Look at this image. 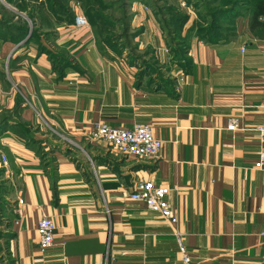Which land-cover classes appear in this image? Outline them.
<instances>
[{
	"label": "crops",
	"instance_id": "0c3cea01",
	"mask_svg": "<svg viewBox=\"0 0 264 264\" xmlns=\"http://www.w3.org/2000/svg\"><path fill=\"white\" fill-rule=\"evenodd\" d=\"M130 5L135 34L120 53L96 45L88 24L54 28L63 66L34 45L24 53L0 42V264L178 263L171 224L128 196L137 179L170 187L191 264L264 254V164L254 165L264 31L236 16L232 31L211 42L190 29L189 14L176 59L151 9ZM231 117L234 129L226 128ZM93 121L146 122L161 146L154 156L121 153L88 135ZM41 214L54 223L44 249L35 232Z\"/></svg>",
	"mask_w": 264,
	"mask_h": 264
},
{
	"label": "rangeland",
	"instance_id": "374dc122",
	"mask_svg": "<svg viewBox=\"0 0 264 264\" xmlns=\"http://www.w3.org/2000/svg\"><path fill=\"white\" fill-rule=\"evenodd\" d=\"M9 1V2H8ZM60 1V0H59ZM194 1L198 12H195L191 6ZM223 0H148V3H145L147 9H151V12L155 18V20L159 21L161 24H165V20H169L170 18H174V9L180 10L181 12H185L191 14L192 19L189 20L190 29H193L196 32L195 24L203 22L202 13L207 11H212L214 8H219L222 5ZM243 2V0H236ZM16 2V3H15ZM63 9L71 11L72 14L74 9L77 12L81 13L87 21V24L90 26V31L93 36V39L100 48L104 49H112L115 48L116 53L119 51L122 52V49L125 46H130L132 44L133 35L135 32H131V28L129 27V19L131 17V3L133 2H142L140 0H62ZM215 2V3H214ZM245 5L248 6L249 0H244ZM144 3V2H143ZM0 4H3L4 7L11 12V16L14 14L20 16V18L26 21L28 25V30L32 29L31 20L29 18L30 13H35L34 22L35 28L36 26L40 27H48L53 32V35L46 34L41 35L42 41L41 45L48 49L51 54L55 53L57 55L64 54L62 49L54 43L55 42V32L54 28L56 26L64 24L62 21L64 16L59 14L58 5L54 3V0H0ZM25 6L26 10L18 9L17 5ZM194 5V6H195ZM154 10L157 11V15H155ZM209 11V12H210ZM199 13V15H198ZM10 14L4 13V15H0V19L8 20ZM9 17V18H8ZM11 17V19H12ZM207 16H205L206 18ZM188 21V18L186 22ZM185 22V23H186ZM159 23V22H158ZM184 23V24H185ZM227 26H231V29H228V32L232 31V24H228ZM43 28H41L42 30ZM42 31H36L35 34H40ZM130 33V34H129ZM107 38L111 43L105 41L103 38ZM27 39V36L24 40ZM20 41L15 44L16 47H21L20 52H25V49L30 45H34L36 47V51L38 50L37 43L34 40H29L24 44V42ZM9 42V41H8ZM114 45V46H113ZM182 46V45H181ZM180 57L183 58V55L180 54ZM56 128H53V132H56ZM51 131V132H52Z\"/></svg>",
	"mask_w": 264,
	"mask_h": 264
},
{
	"label": "built area",
	"instance_id": "2783aa9c",
	"mask_svg": "<svg viewBox=\"0 0 264 264\" xmlns=\"http://www.w3.org/2000/svg\"><path fill=\"white\" fill-rule=\"evenodd\" d=\"M72 26L74 28L87 26L86 18L76 9H74L72 16ZM163 51L167 52L168 48L164 47ZM236 127L237 119L229 118L226 128L234 129ZM254 129L259 138L258 155L254 165L262 167L264 164V122L255 125ZM88 135L93 139H103L121 153L136 156H154L161 146V139L153 135L150 125L146 122H137L130 127H122L108 125L103 121H93L89 126ZM0 160L3 163L6 161L5 155L2 153ZM169 190V186L155 184L150 179H137L132 184L128 196L132 199L141 200L146 208L157 211L163 219L171 224L170 230L179 251V261L176 264H191L190 256L181 242V232L175 225L177 215L167 198ZM53 228V220L48 214H41L36 219L35 232L40 248L44 249L53 243ZM259 233L264 235V230L259 231ZM102 264H107L106 259ZM229 264H264V254L256 259L232 260Z\"/></svg>",
	"mask_w": 264,
	"mask_h": 264
},
{
	"label": "trees",
	"instance_id": "16d2710c",
	"mask_svg": "<svg viewBox=\"0 0 264 264\" xmlns=\"http://www.w3.org/2000/svg\"><path fill=\"white\" fill-rule=\"evenodd\" d=\"M62 1V0H60ZM59 0H54V3L58 5V11L59 14L64 16L63 23L64 24H70L72 23V12L63 9L62 3ZM144 3H148V0H140ZM9 2V1H8ZM16 3V2H15ZM215 3V2H214ZM246 3L236 1V0H223L222 6L219 8H214L212 11H207L202 13L203 22L198 24H195L194 27H196V35L198 38L207 40V41H214L218 39L219 36H226L228 33V27L231 29V26H227L229 23L233 26V20L236 16H246L247 17V27L250 31H264V0H249L248 6L245 5ZM18 9L20 10H26L25 6H21L19 4H16ZM193 5L191 6L194 10L196 8V5L194 4V1L192 2ZM195 5V6H194ZM174 18L165 20V24H161L158 19L159 25L167 37V44L169 46V50L172 53V57L176 59H180V54H184L185 48H184V37L180 36V31L182 29L183 24L186 22L188 18V14L185 12H181L180 10L174 9ZM195 12H198L197 9L194 10ZM9 13L10 18L8 20L0 19V42L3 41H9L12 43H18L20 41H23L24 38L27 36V39L24 40L23 43H26L29 40H34L37 43L38 50L37 53H44L49 58L51 63L53 65H60L63 66L65 64H69V61L66 60L65 54L62 53V55H57L55 53L51 54V52L44 48L40 41H39V35L42 34L46 35L49 34L53 35V32L48 27H40L35 26L34 22V16L35 13H30L29 18L31 20V26L32 29L29 33V28L26 23V21L22 20L19 15L14 14L13 17L11 16V12L8 11L3 4H0V15H4V13ZM155 15H157V11L154 10ZM199 15V13H198ZM205 16H207L205 18ZM12 17V19H11ZM158 17V15H157ZM41 28H43L41 30ZM40 30V34H35L36 31ZM46 30V31H44ZM105 41L110 42L109 39L103 38ZM182 45V46H181ZM114 46V45H113ZM113 51H116L115 48H112ZM120 53V51H119ZM2 120H5V117H2ZM1 121V120H0ZM5 124V121L2 122V126H7V128H11L15 132H17L18 135L26 134V128L21 123L16 124H9V125H3Z\"/></svg>",
	"mask_w": 264,
	"mask_h": 264
}]
</instances>
